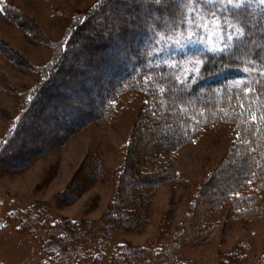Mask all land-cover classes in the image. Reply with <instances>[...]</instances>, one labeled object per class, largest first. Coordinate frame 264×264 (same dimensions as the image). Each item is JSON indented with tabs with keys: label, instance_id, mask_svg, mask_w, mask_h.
<instances>
[{
	"label": "trees",
	"instance_id": "16d2710c",
	"mask_svg": "<svg viewBox=\"0 0 264 264\" xmlns=\"http://www.w3.org/2000/svg\"><path fill=\"white\" fill-rule=\"evenodd\" d=\"M3 10L18 20L13 8ZM91 13L54 46L53 60L45 66L28 64L0 41V54L39 76L30 90L14 93L22 109L0 142V168L12 161L18 168L28 165L35 155L19 149L35 145L39 135L50 132L54 148L110 119L114 103L128 93L147 101L142 139L127 145L119 190L102 222L85 229L74 220L48 224L28 215L19 230L29 237L46 231V264H99L114 229L143 227L145 219L133 207L146 206L156 187L176 180L168 157L206 128L229 124L237 136L217 172L230 175L215 184L214 198L193 202L172 247L119 245L113 254V264H189L179 255L182 242L211 233L215 227L210 226H216L211 217L223 207L235 219L264 216V0H103ZM53 126L63 128L60 142ZM39 142L44 146V139ZM93 163L88 180L104 174L99 162ZM257 264H264V254Z\"/></svg>",
	"mask_w": 264,
	"mask_h": 264
},
{
	"label": "rangeland",
	"instance_id": "374dc122",
	"mask_svg": "<svg viewBox=\"0 0 264 264\" xmlns=\"http://www.w3.org/2000/svg\"><path fill=\"white\" fill-rule=\"evenodd\" d=\"M102 1L1 0L0 41L28 64L45 66L53 60L54 46L62 45L78 26V19L90 15ZM3 6L13 8L18 20L9 19ZM99 24L103 26L101 20L96 22L97 28ZM228 35L226 39L230 43L233 33ZM37 83V74L12 64L0 54V142L22 109V102L14 93L28 91ZM145 103L144 96L128 93L114 103L110 119L92 123L54 148H50L54 140L50 132L46 138L39 135L34 138L38 141L35 145L19 149L28 157L35 155L28 165L18 168L12 161L11 167L0 168V264H46L42 252L46 231L36 232L33 237L23 235L19 225L24 216L39 215L48 224L58 219L74 220L76 226L85 229L104 220L119 190L127 145L131 141L141 142ZM51 128L57 131L60 142L63 128ZM236 136L234 126L215 124L173 157L169 156L173 159L170 163L177 173L176 180L156 187L152 201L146 206L133 207L145 219L143 227L114 229L109 244L100 251L99 264H113V254L119 245L171 248L178 232L187 226L193 202L214 198V187L229 177L225 171H217ZM42 139L44 146H39ZM96 161L104 174L99 179L88 180L89 170ZM209 188L211 192L206 194ZM262 197L264 200V193ZM232 216L227 206L212 215L211 221L216 223L210 226L215 227L213 231L208 235L199 232L195 238L184 240L179 249L181 260L189 264H222L227 259L226 264L259 263L264 254V216L252 221ZM232 251L241 255L229 257Z\"/></svg>",
	"mask_w": 264,
	"mask_h": 264
}]
</instances>
